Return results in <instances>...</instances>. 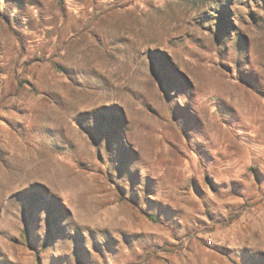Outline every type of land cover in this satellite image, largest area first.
I'll return each instance as SVG.
<instances>
[{
	"label": "rangeland",
	"instance_id": "obj_1",
	"mask_svg": "<svg viewBox=\"0 0 264 264\" xmlns=\"http://www.w3.org/2000/svg\"><path fill=\"white\" fill-rule=\"evenodd\" d=\"M0 264H264V0H0Z\"/></svg>",
	"mask_w": 264,
	"mask_h": 264
}]
</instances>
